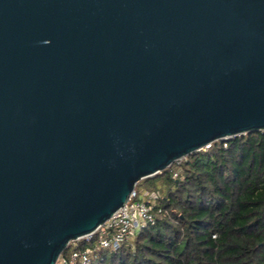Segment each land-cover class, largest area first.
<instances>
[{
  "label": "water",
  "instance_id": "1",
  "mask_svg": "<svg viewBox=\"0 0 264 264\" xmlns=\"http://www.w3.org/2000/svg\"><path fill=\"white\" fill-rule=\"evenodd\" d=\"M264 130V0H0V264H57L140 180Z\"/></svg>",
  "mask_w": 264,
  "mask_h": 264
},
{
  "label": "trees",
  "instance_id": "2",
  "mask_svg": "<svg viewBox=\"0 0 264 264\" xmlns=\"http://www.w3.org/2000/svg\"><path fill=\"white\" fill-rule=\"evenodd\" d=\"M140 186L160 194L155 223L117 250L95 249L92 264H264V130L217 140Z\"/></svg>",
  "mask_w": 264,
  "mask_h": 264
},
{
  "label": "built area",
  "instance_id": "3",
  "mask_svg": "<svg viewBox=\"0 0 264 264\" xmlns=\"http://www.w3.org/2000/svg\"><path fill=\"white\" fill-rule=\"evenodd\" d=\"M214 143L212 142L202 149H207ZM173 175L177 176L178 172L175 171ZM159 196L157 191H147L141 194L135 189L128 201L115 211L109 219L99 225L93 233L81 237L85 238L87 242H91L95 237L94 245L81 246L79 245L81 238L73 240L75 247L71 255L60 256L61 259L59 258L57 264H92V254L95 249L110 248L117 250L148 224L155 223V206Z\"/></svg>",
  "mask_w": 264,
  "mask_h": 264
},
{
  "label": "rangeland",
  "instance_id": "4",
  "mask_svg": "<svg viewBox=\"0 0 264 264\" xmlns=\"http://www.w3.org/2000/svg\"><path fill=\"white\" fill-rule=\"evenodd\" d=\"M156 185L157 186H159V187H162L163 186V180H157V182H156ZM151 186H140V188H139V192L141 193V194H143V193H145V192H151L152 190H151ZM135 237V236H134ZM133 237V238H134ZM132 238V239H133ZM74 249V246L73 245H69L67 248H66V253L68 254V256H70L71 255V253H72V250Z\"/></svg>",
  "mask_w": 264,
  "mask_h": 264
}]
</instances>
